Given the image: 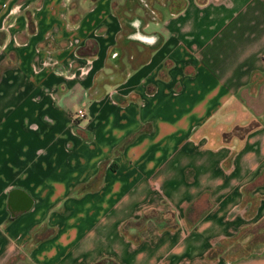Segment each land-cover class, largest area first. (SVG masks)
<instances>
[{
	"label": "crops",
	"instance_id": "crops-1",
	"mask_svg": "<svg viewBox=\"0 0 264 264\" xmlns=\"http://www.w3.org/2000/svg\"><path fill=\"white\" fill-rule=\"evenodd\" d=\"M263 224L264 0H0V264H264L212 255Z\"/></svg>",
	"mask_w": 264,
	"mask_h": 264
},
{
	"label": "rangeland",
	"instance_id": "rangeland-1",
	"mask_svg": "<svg viewBox=\"0 0 264 264\" xmlns=\"http://www.w3.org/2000/svg\"><path fill=\"white\" fill-rule=\"evenodd\" d=\"M264 245V224L250 226L232 240L222 242L212 253L220 252L226 259H234L259 251ZM210 264V262L208 261Z\"/></svg>",
	"mask_w": 264,
	"mask_h": 264
},
{
	"label": "built area",
	"instance_id": "built-area-1",
	"mask_svg": "<svg viewBox=\"0 0 264 264\" xmlns=\"http://www.w3.org/2000/svg\"><path fill=\"white\" fill-rule=\"evenodd\" d=\"M84 116H85V114H84V112H83V110H81V109H78L76 112H75V114H74V116H73V119H78V118H84Z\"/></svg>",
	"mask_w": 264,
	"mask_h": 264
}]
</instances>
